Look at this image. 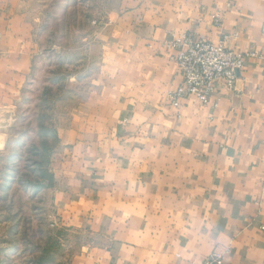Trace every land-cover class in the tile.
<instances>
[{
	"label": "crops",
	"instance_id": "crops-1",
	"mask_svg": "<svg viewBox=\"0 0 264 264\" xmlns=\"http://www.w3.org/2000/svg\"><path fill=\"white\" fill-rule=\"evenodd\" d=\"M40 3L0 0V109L31 72ZM180 34L259 55L264 0H118L95 24L91 91L56 130L58 215L93 238L72 264H264V68L245 58L234 92L174 107Z\"/></svg>",
	"mask_w": 264,
	"mask_h": 264
},
{
	"label": "rangeland",
	"instance_id": "rangeland-1",
	"mask_svg": "<svg viewBox=\"0 0 264 264\" xmlns=\"http://www.w3.org/2000/svg\"><path fill=\"white\" fill-rule=\"evenodd\" d=\"M117 7L118 0H41L35 8L31 72L15 107L0 109V264H72L93 242L64 227L57 212L56 130L91 91L92 29Z\"/></svg>",
	"mask_w": 264,
	"mask_h": 264
},
{
	"label": "built area",
	"instance_id": "built-area-1",
	"mask_svg": "<svg viewBox=\"0 0 264 264\" xmlns=\"http://www.w3.org/2000/svg\"><path fill=\"white\" fill-rule=\"evenodd\" d=\"M167 47L177 51L175 62L182 78L169 96L174 107L187 98L208 104L210 97L222 86L226 93L234 92L245 58H257L264 68V43L261 54L244 55L226 48L222 42L214 45L203 38L193 40L190 35L180 34L173 36ZM223 255L213 252L204 264H223Z\"/></svg>",
	"mask_w": 264,
	"mask_h": 264
}]
</instances>
